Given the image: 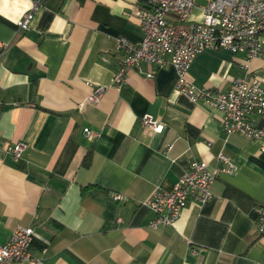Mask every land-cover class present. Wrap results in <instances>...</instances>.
Wrapping results in <instances>:
<instances>
[{
	"label": "crops",
	"instance_id": "obj_1",
	"mask_svg": "<svg viewBox=\"0 0 264 264\" xmlns=\"http://www.w3.org/2000/svg\"><path fill=\"white\" fill-rule=\"evenodd\" d=\"M34 1L0 0V142L24 143L18 160L0 149V244L21 225L33 229L30 254L43 264H264L260 142L226 137L219 111L173 89L170 66L141 63L121 84L112 79L116 40L141 39L148 0H40L18 29ZM188 74L214 89L253 74L264 88V60L226 49L198 53ZM96 85L105 87L99 102L78 106ZM145 113L160 131L141 124ZM218 153L237 169L216 176L212 197L186 204L173 225L150 226L140 202L152 189L171 188L192 161L215 167Z\"/></svg>",
	"mask_w": 264,
	"mask_h": 264
},
{
	"label": "built area",
	"instance_id": "obj_2",
	"mask_svg": "<svg viewBox=\"0 0 264 264\" xmlns=\"http://www.w3.org/2000/svg\"><path fill=\"white\" fill-rule=\"evenodd\" d=\"M30 9L17 20L18 29L29 27L34 12L41 6L40 0L31 2ZM197 0H148L138 9L142 37L132 42L118 37L115 49L119 52L113 81L121 84L129 70L141 63L155 68L170 66L176 76L174 88L190 102L210 106L221 114V125L226 137L239 133L260 142L264 149V88L253 74L235 77L226 89L200 87L188 76V69L195 56L206 49H226L240 53L247 60L258 57L264 60V0H205L201 17H192ZM153 73L148 72L147 77ZM105 91L101 85L93 86L85 102L97 104ZM140 122L153 131H160L162 124L152 114L145 113ZM88 139L98 132L84 128ZM24 143L3 144L0 149L10 153L14 160L20 158ZM172 148L168 144L163 154ZM217 164L210 167L204 161H192L187 171L169 189L155 186L140 202L153 212L150 226L173 225L189 202L203 204L212 197V185L220 173H234L237 166L228 155L218 153ZM114 200H125L122 194L114 193ZM256 226L264 230V209H260ZM121 222L122 218H117ZM33 229L16 226L9 239L0 244V264H43L40 257L30 254ZM193 252H196L193 249Z\"/></svg>",
	"mask_w": 264,
	"mask_h": 264
},
{
	"label": "trees",
	"instance_id": "obj_3",
	"mask_svg": "<svg viewBox=\"0 0 264 264\" xmlns=\"http://www.w3.org/2000/svg\"><path fill=\"white\" fill-rule=\"evenodd\" d=\"M88 156V155H87ZM87 156H86V158H87Z\"/></svg>",
	"mask_w": 264,
	"mask_h": 264
}]
</instances>
